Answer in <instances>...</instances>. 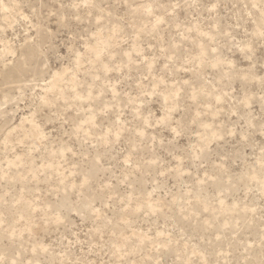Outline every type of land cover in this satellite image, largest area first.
<instances>
[{
    "label": "rangeland",
    "instance_id": "rangeland-1",
    "mask_svg": "<svg viewBox=\"0 0 264 264\" xmlns=\"http://www.w3.org/2000/svg\"><path fill=\"white\" fill-rule=\"evenodd\" d=\"M0 264H264V0H0Z\"/></svg>",
    "mask_w": 264,
    "mask_h": 264
}]
</instances>
